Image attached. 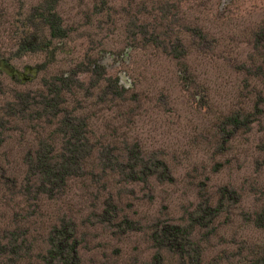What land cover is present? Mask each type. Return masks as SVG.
<instances>
[{"label": "rangeland", "instance_id": "rangeland-1", "mask_svg": "<svg viewBox=\"0 0 264 264\" xmlns=\"http://www.w3.org/2000/svg\"><path fill=\"white\" fill-rule=\"evenodd\" d=\"M42 1L0 0V264H45L60 220L73 225L77 264H147L157 251L163 264H264V228L252 224L264 208V0H56L61 38L33 16ZM29 34L48 45L30 50ZM53 75L70 84L60 113L82 119L90 151L48 198L25 185V155L40 137L61 144L56 119L2 112ZM132 144L171 180L127 179L117 163ZM220 187L234 195L191 233L198 262L154 246L155 225L186 223Z\"/></svg>", "mask_w": 264, "mask_h": 264}, {"label": "trees", "instance_id": "trees-1", "mask_svg": "<svg viewBox=\"0 0 264 264\" xmlns=\"http://www.w3.org/2000/svg\"><path fill=\"white\" fill-rule=\"evenodd\" d=\"M56 0H43L32 8V14L40 18L45 25L50 38H61L66 34L61 25L60 17L55 13ZM40 11H39V10ZM32 35H28L26 46L30 50L44 49L48 45L35 42ZM75 72V71H74ZM74 74V73H73ZM42 91L34 95L22 91L14 93L12 100L6 103L2 115L19 119L43 118L46 123L54 119V133L60 134L61 144L54 146L46 142V138H38L35 148L25 155L26 174L25 185L32 187L34 193L44 194L51 198L64 187L66 180L81 172L83 157L88 155L90 149L86 147V135L83 129L85 123L79 117L61 114L62 93L70 89L63 75H53L41 82ZM243 118V117H242ZM241 118V119H242ZM245 119V118H244ZM230 124H238L241 120L232 115L226 118ZM7 120L0 117V128ZM0 132V140L2 139ZM118 170L129 180H144L148 175L154 176L159 181H170L171 176L165 163L153 158L151 163L146 162L141 155L138 146L132 144L125 149L122 160L118 163ZM220 199L214 205L199 204L194 210L188 212L186 223L155 225L150 233V239L155 247H165L176 254L177 261L183 257L194 259L198 262V249L193 246L190 235L197 227L207 228L211 221L218 215L221 209V200L234 195L233 191L220 187L218 190ZM126 227H131V222L123 218ZM252 224L258 228H264V208H261L252 218ZM211 230V229H210ZM48 248L43 256L45 264H77V242L73 234V225L70 221L60 220L59 224L52 227L48 234ZM4 246L0 245V254ZM147 264H163V256L155 252Z\"/></svg>", "mask_w": 264, "mask_h": 264}, {"label": "flooded vegetation", "instance_id": "flooded-vegetation-1", "mask_svg": "<svg viewBox=\"0 0 264 264\" xmlns=\"http://www.w3.org/2000/svg\"><path fill=\"white\" fill-rule=\"evenodd\" d=\"M2 66H3V64H2L1 61H0V69L2 68Z\"/></svg>", "mask_w": 264, "mask_h": 264}]
</instances>
